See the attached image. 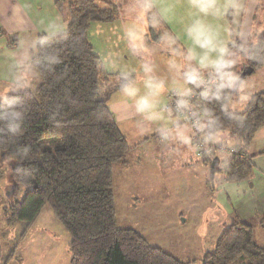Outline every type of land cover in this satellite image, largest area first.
I'll return each mask as SVG.
<instances>
[{
  "label": "trees",
  "instance_id": "trees-1",
  "mask_svg": "<svg viewBox=\"0 0 264 264\" xmlns=\"http://www.w3.org/2000/svg\"><path fill=\"white\" fill-rule=\"evenodd\" d=\"M57 7L66 29L40 34L28 59L38 72L37 84L9 91L0 101V157L13 162V215L32 219L48 202L70 235V264H192L116 225L112 168L117 162L128 166L129 146L108 106L118 85L115 75L104 69L89 40L90 23L113 20L116 6L72 0L65 10L58 0ZM234 43L242 45L235 40L228 47ZM249 46L247 64L255 69L264 40ZM196 81L193 77L189 82L203 110L204 129L210 134L227 131L237 140L236 148L245 151L264 125V91L253 94L244 111L235 112L225 79L204 88ZM250 172L249 156L226 160V180L240 181ZM21 186L28 189L18 199ZM202 264H264V247L255 243L250 224L234 218L205 252Z\"/></svg>",
  "mask_w": 264,
  "mask_h": 264
},
{
  "label": "rangeland",
  "instance_id": "rangeland-1",
  "mask_svg": "<svg viewBox=\"0 0 264 264\" xmlns=\"http://www.w3.org/2000/svg\"><path fill=\"white\" fill-rule=\"evenodd\" d=\"M104 1L106 2V0ZM130 1L132 0H119L118 3ZM95 2L102 7L101 1L96 0ZM132 2L133 6L131 8L127 6L123 11L115 9L114 19H111L108 23L110 25L115 24L116 22H113L116 16L138 14L137 9L142 8V5L139 1ZM114 3L118 4L115 0ZM63 4L68 3L65 1ZM108 4L109 1L104 6H108ZM222 8L223 5L218 7V13L216 12L213 16L215 20L221 17L219 12ZM154 9L156 11L154 4L148 5L144 12L145 17L142 16L141 22H143V28L147 29L145 37L156 40L158 33L154 32L153 24L158 22ZM244 10L247 12L242 13V18L249 24L248 31L241 35L244 36V44H232L228 49L224 62L218 66L219 77L228 81L231 90L238 74L248 66L247 55L251 50V46L249 48L248 45L254 46L262 39L264 40V0H246ZM232 11L235 13V9ZM214 19L206 20L202 16L201 20L210 22ZM96 22L100 24V21ZM234 23L235 20L233 25ZM220 24L224 25L222 21ZM188 28L190 29L189 39L191 41V43L188 42V47H190L193 41H198L200 32L195 31L190 25ZM191 31L195 34V37ZM231 36L232 33H230L229 41ZM117 37L118 33H115L110 38L113 49H117L122 43L120 38ZM124 39L126 44L128 37L124 36ZM115 42L118 43L115 44ZM202 47L204 45H201L199 49ZM187 49L185 46V50ZM205 51L206 54L204 55L216 54V48L214 47L209 49L205 47ZM95 53L99 55V51H95ZM187 53L191 59L194 58V53L188 50ZM123 56L127 57L128 55L124 54ZM262 56L260 65L246 75L237 89L232 92L228 103L233 111H244L250 97L257 92L264 91V51ZM206 59V56L197 57V61L203 67H199L201 71L207 70L203 65ZM185 61L186 58L182 56L181 64ZM178 69L179 66L176 67L175 65L173 72H177L173 82L169 84V88L164 91L165 101L160 111L157 108L160 104V96L152 88L147 91V94L154 96V98L156 96L157 99H153L148 104L144 101V105H142L143 115L140 120L145 121L146 125L142 127L140 123L137 124L135 130L138 129L134 133V137L128 135L129 143L132 144L139 142V138H143L142 142L135 146L139 148H136L137 151L130 150L129 154L126 153L128 170L123 171L116 168L115 165L119 162L113 164L112 191L115 219L117 227L135 230L150 246L158 247L182 262L202 264L203 255L214 246L218 237L216 234L221 233L227 225V220L224 217L225 212L220 206L219 196L217 195L218 182L223 177H221L223 174L221 168L225 166L227 157L222 153L216 155L220 159V164L214 173L213 180L210 177L209 169L214 156L209 158L207 165H204L206 160L196 156L195 147L190 138H186L184 144L185 150L191 155L190 163H187L189 164L187 167L179 169L177 157L173 156L171 159L166 155V150L172 145V142H168L171 138L166 141L168 144L157 142V136L155 138V135L162 131L158 132L156 130L162 128L163 125L164 127L169 125L170 121L167 117L170 118L172 124L177 123V119L171 117L166 108L171 93L177 91L185 95L189 90L186 82L187 77L184 78V75H180ZM11 70V59L4 56L3 59H0V96L3 92L2 86L4 83L11 84L10 87L13 90L16 89V86L12 87V84L16 83L18 78L16 73L13 74ZM197 74L200 73L195 75ZM187 75L191 74L187 73ZM23 77V85L20 88H32L38 81L37 76L31 77L26 72ZM195 77L196 80L200 78L199 76ZM32 78L34 80L27 84L26 81L30 82ZM13 90H10V92ZM157 116L160 119L156 118ZM202 118L201 137L204 138L205 142L214 144L221 142L227 146H236L237 140L230 138L227 131L220 130L213 134L208 133L204 129L205 117L202 116ZM179 123L183 125L184 133H188L189 130L185 127L186 124L182 121H179ZM133 129L134 126L131 133ZM175 146L174 143L173 147ZM139 150H142L140 155H133L134 152ZM148 150L150 152L147 154L146 151ZM176 150H178V147ZM175 154L173 153V155ZM12 166L13 162L11 160L0 157V264H44L47 260H51V264H70L71 253L68 247L70 235L56 218L48 202L40 207L39 212L32 219H20L16 214L13 215L14 211L10 207L13 196L12 193L10 195L8 193L12 189L15 190V184H13L10 177ZM207 180L208 183H206ZM27 189V186L19 187L17 198L21 199ZM47 230L52 234L50 237L45 234ZM45 246H48V248Z\"/></svg>",
  "mask_w": 264,
  "mask_h": 264
},
{
  "label": "crops",
  "instance_id": "crops-1",
  "mask_svg": "<svg viewBox=\"0 0 264 264\" xmlns=\"http://www.w3.org/2000/svg\"><path fill=\"white\" fill-rule=\"evenodd\" d=\"M57 1L0 0V59H3L4 56H8L11 59V71L13 74L16 73L18 78V80L16 79L17 82L12 84V87L16 86V89L22 87V79L25 72L30 74L31 77L38 75L37 70L28 64V59L36 44L37 37L40 34H58L66 29L67 20L64 15L59 13ZM60 1L66 10L68 4L64 5L63 3L65 1L68 3L72 0ZM99 1H101L102 6L108 1L109 3H114V0ZM115 1L118 3L119 0ZM132 1H139L140 5H142V8L137 9L138 14L116 16L113 22L116 23L112 25L108 22H100L98 24L96 21H92L89 27V40L94 51H99L98 56L104 65V69L115 75L113 81L115 82L116 80L115 83L118 84L109 96L108 106L120 131L126 138L129 146L128 154L130 150L137 151L136 148H139L135 146L143 140V138H139V142L132 144L131 142L129 143L128 135L134 137V133L138 129L135 130L137 124L140 123L142 127L146 125L145 121L140 120L143 115L142 105H144V101L148 104L153 99H157L156 96L154 98V96L147 94L148 89L152 88L160 96V104L157 106L160 111L165 101L164 91L169 88V84L173 82L177 72H173L175 65L176 67L179 66L180 75H184V78L187 77L186 82L189 86L187 93H189L191 91L190 78L199 75H195L196 73L201 75L213 69H216L217 73H219L218 66L224 62L228 54V46L234 42L232 40L244 44V36L241 35L249 29L248 22L242 18V13L247 12L244 10L246 0ZM132 1L114 4L117 11H123L125 7L131 8L133 6ZM147 4H154L156 7V11L155 9L154 11L157 15L158 23L153 24L154 32L158 33L156 40L145 37L147 29L143 28V22H141L148 6ZM220 5H223L219 12L221 17L215 20L213 16ZM234 9L235 13L232 11ZM202 16L206 20H214L203 22L201 20ZM234 20L235 23L233 25ZM221 21L224 25L220 24ZM189 25L195 31L200 32V38L198 41H193L190 47H188V42L191 43ZM115 33H118L117 38H120L122 42L117 49H113L112 43H110V38ZM230 33H232V36L229 41ZM192 35L195 37L193 32ZM124 36L128 37L126 44L124 43ZM227 38L228 40H226ZM117 43L115 42V44ZM201 45H204V47L199 49ZM185 46L188 51L194 53V58L191 59L187 50H185ZM205 47L206 49L210 47L216 48V54L204 55L206 54ZM124 54L128 56L124 57ZM182 56L186 58V61L181 64ZM199 56L201 58L206 56L207 59L203 62V65H205L204 68L207 70H200L201 68L199 67L202 66L197 61ZM129 58L131 61L128 60ZM187 73L191 75H187ZM33 80L32 78L30 82H26L29 84ZM225 82L228 83L226 79ZM10 86L11 84L7 83L2 86L1 100L5 97L8 90H13ZM156 118L160 119L159 116ZM167 118L170 121L169 125L166 127L163 125L162 128L156 131L169 132L171 139L168 142H172V145L166 150L167 157L171 159L173 156L177 157L178 169L187 167L189 165L187 163H190L191 155L185 150L184 144L186 138L189 139L190 130L185 125L189 132L184 133L185 130L182 128L183 125L181 123L176 121L177 123L172 124L170 118ZM133 126L134 129L131 133ZM156 136L157 134L155 138ZM156 140L160 144H168V142L158 141L157 138ZM174 143L176 144L175 147H173ZM177 147L178 150H176ZM141 151L134 152L133 155H140ZM149 152V150L146 151L147 154ZM173 153L176 154L173 155ZM244 154L249 156L250 159V175L240 181H229L225 178L224 168L223 170L221 169L223 173L221 177H223L222 179L220 178V183L218 182L217 195L219 196L220 206L225 212L226 226L234 218L250 224L255 243L260 247H264V227L261 225L264 219V125L256 130ZM207 161H205L204 165H207ZM115 166L123 171L128 170L129 167L121 168L119 165ZM211 179L214 180V177ZM206 183H208V180ZM45 234L49 237L52 235L49 230ZM219 234L220 232L216 235L219 236ZM69 243L70 240L68 247ZM45 247L48 248V246ZM44 264H51V260H47Z\"/></svg>",
  "mask_w": 264,
  "mask_h": 264
},
{
  "label": "built area",
  "instance_id": "built-area-1",
  "mask_svg": "<svg viewBox=\"0 0 264 264\" xmlns=\"http://www.w3.org/2000/svg\"><path fill=\"white\" fill-rule=\"evenodd\" d=\"M220 79L219 73H209L202 79L197 80L199 87L204 88L209 84L216 83ZM196 95L191 91L185 95H180L177 92H172L166 106L171 117H175L177 122L182 121L190 130V141L195 147L196 156L202 158H210L218 153L226 155L229 158H241L244 152L238 150L236 146H227L221 142L207 143L202 138V116L203 110L198 109L196 103ZM170 138L168 131H162L157 135L160 142H166Z\"/></svg>",
  "mask_w": 264,
  "mask_h": 264
},
{
  "label": "water",
  "instance_id": "water-1",
  "mask_svg": "<svg viewBox=\"0 0 264 264\" xmlns=\"http://www.w3.org/2000/svg\"><path fill=\"white\" fill-rule=\"evenodd\" d=\"M252 71H253V67H251V66H247L246 68H244V69L238 74V76L236 77V79H235V81H234V83H233V88H232L231 91L234 92V91L237 89V87L239 86V84L241 83V81L243 80V78H244L246 75L250 74ZM218 165H219V158H218V157H214V158L211 160V162H210V169H209V171H210V177H211V178H213L214 173H215V168H216V166H218ZM12 190H13V189H12ZM12 190L8 191L9 195H10L11 193H13Z\"/></svg>",
  "mask_w": 264,
  "mask_h": 264
},
{
  "label": "flooded vegetation",
  "instance_id": "flooded-vegetation-1",
  "mask_svg": "<svg viewBox=\"0 0 264 264\" xmlns=\"http://www.w3.org/2000/svg\"><path fill=\"white\" fill-rule=\"evenodd\" d=\"M214 157H218V156H214ZM214 157H213V158H214ZM213 158H212V159H213ZM218 158H219V157H218ZM204 159H205V160H209V158H204ZM219 164H220V159H219ZM217 167H218V166H216L215 171L217 170ZM223 168H224V166H223L221 169L223 170Z\"/></svg>",
  "mask_w": 264,
  "mask_h": 264
}]
</instances>
